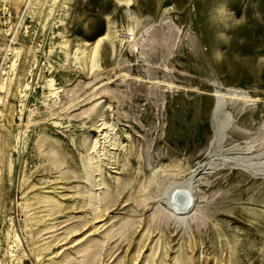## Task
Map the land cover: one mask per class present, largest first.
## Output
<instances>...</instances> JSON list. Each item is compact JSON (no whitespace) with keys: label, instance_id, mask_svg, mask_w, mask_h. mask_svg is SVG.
<instances>
[{"label":"rangeland","instance_id":"1","mask_svg":"<svg viewBox=\"0 0 264 264\" xmlns=\"http://www.w3.org/2000/svg\"><path fill=\"white\" fill-rule=\"evenodd\" d=\"M128 255L264 264V0H0V264Z\"/></svg>","mask_w":264,"mask_h":264},{"label":"bare ground","instance_id":"2","mask_svg":"<svg viewBox=\"0 0 264 264\" xmlns=\"http://www.w3.org/2000/svg\"><path fill=\"white\" fill-rule=\"evenodd\" d=\"M16 5V4H15ZM18 5V4H17ZM168 13V12H167ZM216 15V14H215ZM223 22V21H222ZM105 35V34H104ZM108 37V36H107ZM103 38L104 37H100V38H98L97 39V41L95 42V45L93 46V49H92V51L90 52V57H91V59L93 60L96 56H97V53H98V46H99V44L101 43V41L103 40ZM105 40V39H104ZM217 56V55H216ZM88 99V98H87ZM86 99V100H87ZM244 99V98H243ZM222 102V101H221ZM226 115V114H225ZM224 120V119H223ZM221 124V123H220ZM104 125H106L105 124V122H103V123H101V124H99L98 126H95V129L98 131V132H101V135H104L103 137H102V139L104 138V140L105 139H107L108 137H109V134L107 135L106 133V131H108V130H106V131H103L104 130ZM102 126V127H101ZM101 127V128H100ZM222 127V126H221ZM109 132V131H108ZM39 142V141H38ZM113 145V144H112ZM114 146V145H113ZM106 152V151H105ZM108 152V151H107ZM110 154V153H109ZM105 156H107V155H105ZM60 158H62L60 155L58 156H54L53 157V164H56V163H58L60 160ZM108 158V157H107ZM105 161V160H104ZM90 164H92V163H90ZM95 166V165H94ZM95 168V167H94ZM92 169V168H91ZM93 170V169H92ZM96 171V170H95ZM75 177H77L76 175H74ZM100 184V183H99ZM181 193V192H180ZM186 193V192H185ZM96 195V194H95ZM93 198V197H92ZM126 259H127V261H126V263H128V264H135V257L133 256V255H128V256H126ZM137 262V261H136Z\"/></svg>","mask_w":264,"mask_h":264}]
</instances>
